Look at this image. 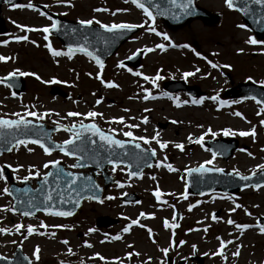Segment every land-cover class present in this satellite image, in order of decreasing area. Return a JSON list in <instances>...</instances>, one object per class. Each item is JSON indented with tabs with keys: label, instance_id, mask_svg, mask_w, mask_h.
Listing matches in <instances>:
<instances>
[{
	"label": "rangeland",
	"instance_id": "374dc122",
	"mask_svg": "<svg viewBox=\"0 0 264 264\" xmlns=\"http://www.w3.org/2000/svg\"><path fill=\"white\" fill-rule=\"evenodd\" d=\"M36 3L73 21L93 20L98 26L96 21L105 25L143 26L101 69L85 53L72 52L71 58L52 55L49 45L53 50H68L57 37L42 31L44 27L50 29L52 19L41 15ZM29 4L34 7L29 8ZM200 4L219 14L220 20L211 26L195 20L177 30L169 29L153 15L154 19H149L130 0H22L14 8L2 6L0 15L7 33L0 35V56L7 59L0 61V77L19 72L31 75L23 76L26 88L19 97L9 87L0 85V116L17 118L14 113L24 116L35 111L43 116L39 121L48 125L70 126L93 121L103 130L113 129V134L125 139H132L123 135L130 131L134 137L149 140L148 144L135 141L155 150L156 160L138 178L129 177L127 166L117 165L115 171L109 166V173L118 182L106 189L101 201L84 202L74 216L56 218L39 212L28 217L13 210V199L3 190L13 180L23 181L30 171L40 173L29 177L36 186L35 180L51 166L44 168L45 163L58 160L70 167L75 159L59 152L45 154L33 143L4 154L0 158V171L4 164L8 165L12 180L5 175L0 180V229H7L0 233L1 256L12 257L15 249L21 247L32 264H166L168 255L185 264H196L191 257L197 252L205 264H264V233L258 227L262 226L259 217L264 216V186L231 195L216 191L196 196L187 191L188 169L199 167L209 159L213 163L204 166L231 172L235 169L246 176L260 171L259 165H264V125L261 124L264 113L260 112L264 105L254 99L223 96L239 83L264 80V40H258L246 26L238 27L245 24L236 11L226 6L225 0H200ZM17 25L36 30H22ZM150 28L155 32L149 31ZM45 35L48 40L44 39ZM164 35L169 39L165 40ZM17 36H27V40L17 41ZM249 38L258 43H247ZM161 44L163 49L156 47ZM137 50L142 51L138 63L123 66L122 61ZM171 79L196 85L203 94L195 98L184 91L168 93L162 86ZM108 83L117 87H108ZM53 85L64 90L66 96L52 94ZM146 95L148 99H144ZM90 111L101 115L88 117ZM69 112L80 115L70 117ZM237 112L241 115H235ZM26 117L37 121L36 117ZM120 117L123 123L116 122ZM224 130L236 134L226 136ZM253 130L254 136L239 135L241 131ZM70 136L67 131L54 134L58 142ZM201 137H236L240 148L227 160L218 155L213 159V151L203 145L204 140L202 144L195 142ZM157 140L166 147L161 148ZM176 144L183 148H177ZM169 164L174 171L168 170ZM157 189L161 193L159 200L154 195ZM126 192H136L140 200L122 205L119 197ZM178 210L180 219L176 222ZM140 213L149 214V219L139 221ZM216 213L219 215L213 219ZM106 214L119 218V224L98 228L96 218ZM133 220L137 223L132 224ZM228 220L234 223L229 224ZM16 224L21 225L20 230L15 228ZM41 224L45 227H40ZM172 224L178 226L172 228ZM236 224L250 227L236 228ZM29 225L34 229L32 233L27 232ZM125 227H129L127 233L123 231ZM117 236L120 238L115 239ZM221 241L225 242L223 247ZM37 247L39 252L35 253ZM164 248L168 249L167 254L161 251ZM235 252L239 254L234 256Z\"/></svg>",
	"mask_w": 264,
	"mask_h": 264
},
{
	"label": "water",
	"instance_id": "95a60500",
	"mask_svg": "<svg viewBox=\"0 0 264 264\" xmlns=\"http://www.w3.org/2000/svg\"><path fill=\"white\" fill-rule=\"evenodd\" d=\"M139 2L143 3L146 7H148L172 30L182 28L188 23H190L192 20L198 18L204 20L208 25H213L219 21V15L213 14L198 6V0H192L190 7L187 9L178 6L187 4V0H176V4H172L170 0H139ZM4 3H7L9 6L13 7V5H19L21 3V0H10V2H7V0H0V10L1 6ZM37 7L57 22V29H51V32L53 35L57 36L60 39V41L65 47H71L73 51H79L78 48L80 46H84L88 49L89 52H92L95 56H99L102 63H104L111 55H113L116 50L127 39H129L134 33L139 30L138 27H135L131 30H118L116 32H107L105 29L94 24L85 26L82 25L80 22L65 19L55 13L47 11L43 5H38ZM241 7L242 4L240 3V0H237L234 5V9L241 13L242 18L245 21L247 27L251 29L259 39H264V6L250 4L248 5L249 10L247 14L238 10ZM73 29H75L76 31L73 32ZM5 30L6 29L4 20L0 16V32H5ZM94 34H99V36L103 37V39H98L97 36ZM84 35H88L87 41L84 40ZM140 55L141 52L139 51L133 56H131L129 59L125 60L124 64H135L139 59ZM3 83L12 85V89L18 95L24 92L25 90V81L22 76L17 74L12 76L10 79L8 77H5ZM164 87L169 91L183 89L193 95L198 94L197 89L194 91V87H189L184 82H168L164 85ZM52 92L53 94H62L61 91H59L58 89H53ZM253 96L264 103V86L249 81L239 83L237 86L232 87L225 92V97L227 98H252ZM30 121L33 122L32 125H30L32 131L29 132L28 135H24L23 132L16 133L14 129L0 130L4 133L3 136H0V157L5 153L11 152L7 149L9 147H12V144L7 143V141L11 140L13 144L15 143V140L13 139L14 133L17 138L24 139L25 142H30L33 139H40L45 144V146L50 147L52 149L51 151H59L54 146L55 144L63 143L55 142L52 138V135L56 130L61 129V127L52 126L48 128L47 125L43 122H36L33 120ZM76 130L83 131V135L85 137H91V139L96 141L95 145H81L84 151H77L74 155H71L75 158L82 157V159H78L76 164L84 163L85 165L83 167L75 168L90 169V172L81 173L68 170L61 162H59V165L57 167L63 169L65 172H72L74 175L80 177V179H78L77 181V185L87 184L89 185V187L83 192H65L66 202L63 204L59 203L56 199L59 194L55 179V173L57 169L51 167L49 172H52L54 175L48 178L49 183L47 185L44 184L43 178L36 180L37 187L32 186L31 180H24L21 182V184H18L14 181L9 185L8 192L10 196L14 199L13 208L16 212L23 214V212L25 211H31V216L36 215L39 211L46 212L44 210L43 204H41L40 201L43 200L44 194L51 192L54 197V207H50L46 213L62 210L69 211L72 213V215H74L81 209L83 201L102 199L105 187H107L116 180L115 178H112L108 175V165H111V163H108L107 152H105L104 149H101L99 147L101 143L99 141V138L92 136L91 132L87 130H82L80 126H77ZM33 133H38V135H35ZM108 134L112 135L113 138H116L113 134ZM135 144L136 142L126 141L125 147L123 149L117 148L115 149V151L118 153H128V156L124 157L122 163L120 164H127L129 166V171H134L141 174V172L146 167H148V164L153 165L155 161V156L152 155V150L147 149L142 145L140 149H137L135 147ZM204 144L209 147L213 152H216L217 155L221 156L223 159L226 160L232 157L234 151L239 148V141L235 137H232L230 139L222 137L213 140H207L204 142ZM68 148L72 149L73 146H68ZM95 150H98L100 155L95 159H89L90 156L94 155ZM137 156H139L140 158L138 159ZM205 168L211 167L205 166ZM98 169L102 171L101 176L105 178V187L98 183L96 178L97 175L93 173V171L97 172ZM4 173L7 178L11 179V175L7 165H4ZM230 173L233 172H227L224 170L223 172L188 171V191L191 194L199 195L214 192L216 190L226 193H234L250 186L255 187V185L261 186L264 184V170H260L256 173L249 175L251 179L248 181H242L239 179L238 176ZM87 177H91V180L85 179ZM60 184V190H63V182L61 181ZM91 185H95V187H91ZM41 188L44 189V193H41L39 191ZM137 199L138 197L136 194H126L121 198V200H123L124 202H131ZM30 201H34L35 203H37L38 206L36 208L31 207V204L29 203ZM179 216L180 215H178V218ZM216 216H218V213H216ZM108 219L109 217L107 216L100 217L98 219V224L102 226L117 222L116 220ZM260 220L264 224V218H261ZM2 258L3 259H0V264H31V261L24 256L20 248L15 251L14 258ZM194 259L198 261V264H203V258L195 256Z\"/></svg>",
	"mask_w": 264,
	"mask_h": 264
},
{
	"label": "snow or ice",
	"instance_id": "6c2138e0",
	"mask_svg": "<svg viewBox=\"0 0 264 264\" xmlns=\"http://www.w3.org/2000/svg\"><path fill=\"white\" fill-rule=\"evenodd\" d=\"M7 2H10V0H7ZM127 2V0H126ZM170 2L172 4H176V0H170ZM237 2V0H225V4L226 6L229 8V9H234V5L235 3ZM131 3H133L137 8H140L143 10L144 14L149 18V19H154V17L152 16V13L149 11V9L147 7L144 6L143 3L139 2V0H131ZM192 3V0H187V4H183V5H178L179 7L181 8H184V9H187L190 7ZM240 3L242 4V7L238 10L242 11V12H245V14H247L248 12V5L250 4H254V5H262L264 6V0H240ZM29 8H33L34 6L32 4H29L27 5ZM13 7H16V5H13ZM104 11H107V9H103ZM97 11H100V9H97ZM41 15H44V13H40ZM80 23L82 25H91L93 23V20H82L80 21ZM97 24H100V27L105 29L107 32H116L118 30H131L135 27H142L143 25H133V24H129V23H113L111 25H105V24H101L99 21H96ZM18 28H21L22 30H27V31H34L36 29H31V28H25V26H21V25H17ZM51 29H57V22L56 21H53L50 25ZM238 27H245V25H238ZM149 31H153L155 32V29L154 28H150L148 29ZM42 31L44 33H48L50 31L49 27H44L42 29ZM76 30L73 29V32H75ZM157 35H161L160 33H156ZM97 36L98 39H103V37H100L99 34H94ZM84 40L87 41L88 40V35H84ZM165 40H168L169 38L167 37V35H164L163 37ZM15 39L17 41L19 40H27V36H17L15 37ZM44 39L45 40H48V36L45 35L44 36ZM106 42V41H105ZM247 43L249 44H257L258 41L254 38H249L247 41ZM7 43V42H5ZM175 46V45H173ZM156 47L158 48H161L163 49L164 48V45H157ZM49 50L52 52V55L53 56H61V55H67L69 58H71V55H72V52H73V49L71 47H69L68 51L67 52H61V51H57V50H53L51 48V46L49 45ZM79 51L81 52H84L85 54L91 56L93 59L96 60V63L99 65V67L102 69L104 67L102 61L100 60L99 56H95L92 52H89L88 49L84 46H80L78 48ZM7 58L6 57H3V56H0V61H4L6 60ZM122 66V65H120ZM213 67H216L215 64L212 65ZM17 73H10L8 78L10 79L12 76L16 75ZM19 75L21 76H24V75H31V73H25V72H19L18 73ZM192 75V73H185V76H190ZM159 78V77H157ZM37 79H39V77L37 76ZM145 79H149L148 77H145ZM4 82V78H0V83H3ZM102 83H104V81H101ZM261 85H264V80L260 81L259 82ZM9 87H12V85H8ZM108 87H117V85H115L114 83H108L107 84ZM15 95V94H13ZM149 97L146 95L144 97V99H148ZM212 99H215V97H212ZM252 99H256L254 96L252 97ZM198 102V101H197ZM258 104L261 103L259 100L256 101ZM97 103H99V101H97ZM127 111V110H126ZM260 112L264 113V108H261L260 109ZM259 114V113H258ZM14 116H16L17 118L16 119H5V118H2L0 117V130L2 129H14L16 133H19V132H23L24 135H28L29 132L32 131V129L30 128V125H32V121L26 119V116H32V117H36L37 120H40V119H43V116L41 115H38L37 112L35 111H30V112H27L24 116H22L20 113H14L13 114ZM68 116L70 117H75V116H78L80 115V113H76V112H69L67 113ZM88 117H96L98 115H101L97 112H94V111H90L86 114ZM235 115L237 116H240L241 114L239 112L235 113ZM116 122L118 123H123V117H120ZM144 122L147 123V118H144ZM173 123H175V121H173ZM261 124L264 125V121H261ZM128 127H138V125H128ZM80 128L82 130H87L89 132H91L92 136H95V137H98L99 138V141L101 142L99 147L101 149H104L105 152H107V159H108V163H111L113 165V171H115L116 169V166L120 163H122L123 161V158L128 156V153L124 152V153H118L115 151V149H123L125 147V143L126 141H123V140H120V139H116V138H113L112 135L106 133L105 131H103L101 128H99L95 123H91V124H88V125H85V124H81L80 125ZM65 131H70L73 133V137L74 138H69V139H66L63 141V144H55V148L58 149L60 152H62L64 155H74L77 151L79 152H83L84 149L83 147H81V145H85V144H91V145H95L96 144V141L91 139V137H85L83 135V131H77L76 130V125H72L70 128H65L64 129ZM115 130L113 129H109V132H114ZM35 135H38V133H33ZM213 135H215V133H212ZM224 135H235L236 133L235 132H230V130H224L223 132ZM255 135V131L253 130L251 133L247 132V131H241L239 132V135L240 136H248V135ZM4 133L2 131H0V136H3ZM123 135L125 137H131L133 140H142L144 142V144H148L149 143V140L146 139L145 137L143 136H140V137H134L133 136V133L130 132V131H125L123 132ZM158 135V134H157ZM13 139L15 140V143L13 144V142L11 140L7 141V143L9 144H12V147H9L7 150L8 151H12L13 148H16V147H19L20 145H24L25 144V140L24 139H19L16 137L15 133L13 134ZM202 141H203V137L199 138L198 140H196L195 142L196 143H201L202 144ZM31 143L33 144H38L44 151L45 154H48L50 155L51 154V148L50 147H47L45 146V144L42 142V140L40 139H33L30 141ZM161 148H164L166 147V144L165 143H162L161 141L157 140L156 141ZM68 146H73L72 149H69ZM177 148H180L182 149L183 146L181 144H176L175 145ZM135 147L137 149H140L141 145L139 143H136L135 144ZM155 150L152 151V155L155 156ZM100 155L99 151L98 150H95L94 151V155L93 156H90L89 159H95L96 157H98ZM217 155L216 152H213L212 153V157L213 159L215 158V156ZM249 155H251V153H249ZM137 158L139 159L140 157L137 156ZM78 159H82V157H79ZM213 163V160L212 159H209L207 161H205L203 164H201L197 169H190L189 171L190 172H193V171H199V172H205V171H215V172H223V169L221 168H205V164L207 165H211ZM49 164H51V166L53 168H56L57 171L55 173V179H56V183H57V189L59 190V194H58V197L56 198L57 201L61 204L65 203V192H83L85 191L89 185L85 184V185H77V181L78 179H80V177L74 175L72 172H65L63 169H60L58 168L57 166L59 165V161L58 160H54V161H49L47 163H45L43 165L44 168H48L49 167ZM85 166L84 163H78V164H74V165H70V167H83ZM148 167H152L151 164H148L147 165ZM159 166V165H157ZM167 168L169 171H174L175 169L172 168V166L169 164L167 165ZM259 168L261 170H264V165H259ZM230 174H234L236 176L239 177L240 180L242 181H248L251 179L250 176H246V175H241L237 170H233V173H230ZM32 175H40V173L37 171L35 173L33 172H29V176H25L23 177L24 180H28L30 176ZM54 174L52 172H47L44 174L43 176V181H44V184L47 185L49 183V177L50 176H53ZM129 177H136V176H139L140 174L137 173V172H134V171H130L128 173ZM5 179L4 177V174H3V171H0V180H3ZM87 180H91V177H87L85 178ZM153 179H155V177H153ZM63 182V185H64V188L63 190H60L61 189V184L60 182ZM120 187H123V185H118ZM91 187H95V185H91ZM255 187L259 188L260 185H255ZM4 192H8V189L5 188L3 190ZM41 193H44V189L41 188L39 190ZM154 195L156 196L157 200L160 199V196H161V193L159 191V189L156 190V192H154ZM111 198V197H109ZM185 199L187 198V196L185 195L184 197ZM35 199V198H34ZM53 201H54V197L52 195L51 192H48L46 194H44L43 196V200L40 201L41 204H43L44 206V210L47 212L49 210L50 207H54V204H53ZM31 204V207L33 208H36L38 205L37 203H35L34 201H30L29 202ZM78 203V201H77ZM236 207H240V205H236ZM191 208V206H190ZM189 208V210H190ZM31 211H25L23 212V215L25 216H29L31 215ZM51 215H54V216H69V215H72L71 212L69 211H52L50 213ZM141 217H143L145 214L144 213H140ZM213 219H216L215 216L212 217ZM137 221L133 220L132 221V224H136ZM227 223L229 224H233L234 222L232 220H228ZM164 224H165V227H168V221L165 220L164 221ZM178 225L176 224H172L171 227L172 228H175L177 227ZM40 227H45V225L41 224ZM236 228H247V227H250L249 225H240V224H236L235 225ZM259 227V230L261 233H264V226H258ZM15 228L17 230H20L21 228V225L20 224H16L15 225ZM7 231V229H0V233L2 232H5ZM34 231L33 227L31 225L28 226L27 228V232L28 233H32ZM123 231L125 233H127L129 231V227H125L123 229ZM150 231V230H149ZM115 239H119L120 237L117 236V237H114ZM64 243H67V241H64ZM224 243L223 241H221V247L224 246ZM89 247L91 245H88ZM70 251V250H69ZM161 251L164 253V254H167L168 252V249L167 248H164V249H161ZM39 252V248L37 247L35 249V253H38ZM239 253L238 252H235L233 253V255H238ZM131 255V254H129ZM39 257L37 256V259ZM0 259H3L2 257H0ZM27 259V258H25ZM103 259V258H101Z\"/></svg>",
	"mask_w": 264,
	"mask_h": 264
},
{
	"label": "flooded vegetation",
	"instance_id": "af4514ba",
	"mask_svg": "<svg viewBox=\"0 0 264 264\" xmlns=\"http://www.w3.org/2000/svg\"><path fill=\"white\" fill-rule=\"evenodd\" d=\"M84 122H88V121H84ZM127 174H128V173H127ZM133 178H134V177H133ZM98 180L103 182V178H102V177H98ZM119 200H120V197H119ZM131 203H133V202H131ZM131 203L125 204V203L122 202V205H131ZM135 203H136V202H135ZM102 216H108V215H107V214H106V215H101V216H98V217L96 218L95 223H96V226H97L98 228H107V229H108V227L115 226V225H112V224L100 226V225L98 224V219H99L100 217H102ZM138 216H139V218H138L139 221H143V220H147V219H149V214H145L143 217H141L140 214H139ZM110 217H111V216H110ZM114 218H117V217H114ZM117 219H118V223H117V224H119L120 219H119V218H117ZM108 220H112V219L109 218ZM117 224H116V225H117ZM111 228H112V227H111ZM109 229H110V228H109ZM166 261H167L166 264H180V260L176 261V258H175L174 256H172V255H168L167 258H166Z\"/></svg>",
	"mask_w": 264,
	"mask_h": 264
}]
</instances>
